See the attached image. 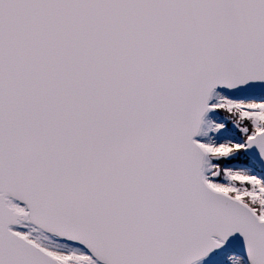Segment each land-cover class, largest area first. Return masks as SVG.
<instances>
[{
	"label": "snow or ice",
	"instance_id": "snow-or-ice-1",
	"mask_svg": "<svg viewBox=\"0 0 264 264\" xmlns=\"http://www.w3.org/2000/svg\"><path fill=\"white\" fill-rule=\"evenodd\" d=\"M0 264H264V0H0Z\"/></svg>",
	"mask_w": 264,
	"mask_h": 264
}]
</instances>
